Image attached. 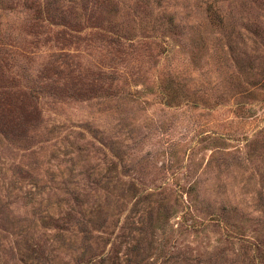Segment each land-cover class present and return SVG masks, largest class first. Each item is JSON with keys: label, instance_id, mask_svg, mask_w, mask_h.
<instances>
[{"label": "rangeland", "instance_id": "1", "mask_svg": "<svg viewBox=\"0 0 264 264\" xmlns=\"http://www.w3.org/2000/svg\"><path fill=\"white\" fill-rule=\"evenodd\" d=\"M0 264H264V0H0Z\"/></svg>", "mask_w": 264, "mask_h": 264}]
</instances>
